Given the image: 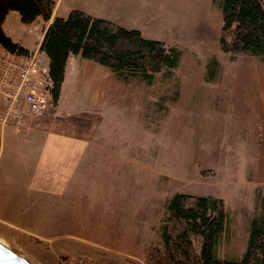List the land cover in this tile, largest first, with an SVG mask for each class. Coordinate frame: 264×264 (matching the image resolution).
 I'll return each instance as SVG.
<instances>
[{
  "label": "crops",
  "instance_id": "crops-1",
  "mask_svg": "<svg viewBox=\"0 0 264 264\" xmlns=\"http://www.w3.org/2000/svg\"><path fill=\"white\" fill-rule=\"evenodd\" d=\"M52 1L51 19L66 17L70 10H78L120 27L138 30L146 39L176 44L181 50H206L209 31L215 24L213 20L221 19L222 5V0ZM37 21L29 25L38 24ZM40 24L42 31L35 48L20 41L29 54L39 51L46 28L41 21ZM209 55L207 59H214L216 63L215 75L209 77L207 66L205 81L215 82L218 94H200L199 106L190 102L191 110L195 107L200 111L201 139L222 138L223 147L230 145L233 138H239L243 153L250 156L254 142L260 138L256 153L264 164V62L252 57L257 65L246 64L247 73L224 80L215 54ZM211 78L215 79L208 80ZM134 83L119 79L93 61L70 56L58 99L50 101L44 116L33 120L25 132L0 128V162L5 146L10 145L21 164V169L1 172L0 190L7 184L12 190H9L10 197L0 201V214L10 220L0 217V221L35 229L55 226L89 229L93 236L96 233L120 243L123 238L132 244L142 243L137 228L146 224L144 212L155 209L159 212L169 197L159 199L160 181L155 178L158 171L151 170L152 178L145 179L143 172H138V167L133 165V159L129 160L128 116L129 109H135L128 107V86ZM133 104L137 106L136 101ZM155 107L160 111L156 104ZM209 113L218 118L208 120ZM211 123L216 124L215 130L209 128ZM212 132L217 136L211 135ZM131 146L138 150L139 144L135 142ZM158 201L162 202L161 207ZM159 216L156 213L157 220ZM63 236L72 239L78 250L88 253L90 244L95 243L76 233ZM133 251L127 252L128 256L135 257Z\"/></svg>",
  "mask_w": 264,
  "mask_h": 264
},
{
  "label": "rangeland",
  "instance_id": "rangeland-1",
  "mask_svg": "<svg viewBox=\"0 0 264 264\" xmlns=\"http://www.w3.org/2000/svg\"><path fill=\"white\" fill-rule=\"evenodd\" d=\"M213 21L215 24L209 31L206 50L185 48V51L182 50V60L172 73L163 72L156 75L150 85L135 82L128 86V107L137 111L129 109L127 151L131 157L129 160L133 159V165L138 167V172H143L145 179L152 178L151 170L158 171L159 174L155 175V178L156 181L157 179L160 181L158 183L160 200L171 197L175 192L198 196L210 195L222 200L227 213V225L217 254L220 258L232 259L240 258L245 252L248 238L247 222L259 211L256 191L264 187V164L260 162L261 158L256 153L260 138L258 142H254L250 156L243 153L244 146L239 138H233L230 145L226 144L223 147L222 138L201 139V124L198 119L200 111L195 107L191 110L190 106L192 104L199 106L200 94H218L216 83L205 81L206 69L210 64V59H207L209 54H215L224 80L247 73L246 64L254 66L257 63L251 56L246 55H239L231 61L228 54L220 51L217 39L221 19ZM37 23L28 27L19 21L16 12H12L4 22L3 30L14 41L19 43L23 41L30 48H35L42 31L40 20ZM204 51L208 53L207 56ZM212 79L215 78L208 80ZM220 93L222 94V91ZM171 96L176 98L174 102L170 101ZM158 98H169L162 102L163 109L160 111H156L155 107ZM134 101L137 102L135 107ZM207 117L208 120L218 118L217 115L210 113ZM216 124L219 127V123ZM216 124H209V128L215 130ZM228 126L233 127V124L228 123ZM256 133L258 134V131ZM261 133L259 131V135ZM210 134L217 136L213 132ZM132 138H136L134 142ZM135 142L139 144L138 150L131 146ZM13 151V146H5L0 162V177L1 172L7 171L6 169L11 173L21 166L18 156ZM247 159L248 162H244ZM26 163L28 166V162ZM7 186L8 184L0 190V201L11 196L9 190L12 189ZM161 201H158L160 207ZM164 208L158 209L159 212L156 209L144 212L146 224L137 228L142 243L132 244L128 238H123V242L120 243L111 237H99L96 233L93 236L90 235L89 229L58 226L35 229L12 226L2 221L0 239L9 243L34 264H76L79 259L83 260V264H149L151 248L162 249L159 232ZM156 213L160 215L159 221ZM0 215L10 220L4 214ZM18 223L24 225L22 221ZM31 230L45 233V237L38 236ZM66 233H76L94 240L95 243L90 244L91 251L88 253L78 250L72 239L63 236ZM195 247L198 248L196 243ZM135 248L136 254L133 251ZM131 251L135 257L128 256L127 252Z\"/></svg>",
  "mask_w": 264,
  "mask_h": 264
},
{
  "label": "trees",
  "instance_id": "trees-1",
  "mask_svg": "<svg viewBox=\"0 0 264 264\" xmlns=\"http://www.w3.org/2000/svg\"><path fill=\"white\" fill-rule=\"evenodd\" d=\"M53 8L52 0H0V46L6 51L29 54L3 30L9 13L16 12L22 24L39 19L46 26L39 51L47 60L52 81L51 102L58 99L70 56L78 55L108 68L125 82L148 85L156 75L172 73L181 61L182 50L175 45L146 39L138 30L78 10L51 19ZM218 46L231 59L246 55L264 62V0H222ZM215 66L212 59L207 70L209 77L215 75ZM165 99L169 100L156 101L159 110ZM175 100L171 96L170 101ZM256 200L259 211L247 222L245 252L240 258L226 259L217 254L227 225L222 200L210 195L174 193L165 203L160 226L162 249L151 248L149 264H264V187L257 189Z\"/></svg>",
  "mask_w": 264,
  "mask_h": 264
},
{
  "label": "built area",
  "instance_id": "built-area-1",
  "mask_svg": "<svg viewBox=\"0 0 264 264\" xmlns=\"http://www.w3.org/2000/svg\"><path fill=\"white\" fill-rule=\"evenodd\" d=\"M52 81L45 56L36 50L26 56L0 46V128L25 132L50 105ZM76 264H83L79 259Z\"/></svg>",
  "mask_w": 264,
  "mask_h": 264
},
{
  "label": "water",
  "instance_id": "water-1",
  "mask_svg": "<svg viewBox=\"0 0 264 264\" xmlns=\"http://www.w3.org/2000/svg\"><path fill=\"white\" fill-rule=\"evenodd\" d=\"M0 264H34L25 255L0 239Z\"/></svg>",
  "mask_w": 264,
  "mask_h": 264
}]
</instances>
